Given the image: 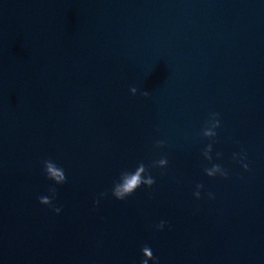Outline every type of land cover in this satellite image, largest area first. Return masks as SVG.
Returning a JSON list of instances; mask_svg holds the SVG:
<instances>
[{"label":"water","instance_id":"1","mask_svg":"<svg viewBox=\"0 0 264 264\" xmlns=\"http://www.w3.org/2000/svg\"><path fill=\"white\" fill-rule=\"evenodd\" d=\"M141 163L155 183L117 200ZM145 246L264 264V0H0V264H140Z\"/></svg>","mask_w":264,"mask_h":264},{"label":"clouds","instance_id":"2","mask_svg":"<svg viewBox=\"0 0 264 264\" xmlns=\"http://www.w3.org/2000/svg\"><path fill=\"white\" fill-rule=\"evenodd\" d=\"M136 88H132L131 92L134 94L136 93ZM144 96H148L149 93L145 91L142 93ZM219 113H213L211 115V119L209 122L212 123V128H208L206 126L205 130L203 131V136L205 137H215L216 132L213 129H216L220 127V120H219ZM208 122V123H209ZM163 144V141H157V146H161ZM212 145L209 144L207 148L203 152V156L211 161L212 156ZM220 154L217 153V156ZM234 159H235V154H234ZM241 159H244V157H241ZM44 171L48 179L52 180L55 182L57 185H62L66 182V176L64 173V170L60 167H58L53 161L51 160H45L44 162ZM168 161L166 158H161L160 160L156 161L154 163V166H159L161 168L165 167L167 165ZM243 167L245 170H247V164H244ZM205 173L209 177H214L219 173V175L223 177H227V172L222 169V167L218 164H214L211 168H205L204 169ZM143 174V175H142ZM155 183L154 178L150 175L147 174L146 167L143 163L139 164L138 167L135 169L134 172H128L124 171L120 174V180L118 183H115L112 189V195L117 199V200H124L126 197L131 196L141 185H145L147 187H151ZM197 191L194 193V195L199 198L200 197V189L203 188L202 184H198L197 186ZM50 195L49 196H41L39 197V202L42 205H48L52 206L53 211L56 213H59L61 209L59 207H55L53 205V200L56 198L57 195V190L55 187L50 188ZM105 195V194H101ZM211 193H209V196L211 197ZM96 203H99L97 200ZM165 225L164 221H161L159 225H157L158 229H163ZM142 254H143V259L140 261V264H148V259L145 257H151L152 260L155 262V264H158L157 258L154 257L152 250L145 246L142 248Z\"/></svg>","mask_w":264,"mask_h":264}]
</instances>
